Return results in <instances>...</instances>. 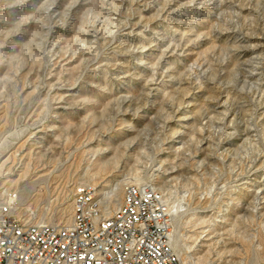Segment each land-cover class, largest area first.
I'll return each mask as SVG.
<instances>
[{
  "label": "rangeland",
  "instance_id": "obj_1",
  "mask_svg": "<svg viewBox=\"0 0 264 264\" xmlns=\"http://www.w3.org/2000/svg\"><path fill=\"white\" fill-rule=\"evenodd\" d=\"M135 175L182 264H264V0H0V200L68 224Z\"/></svg>",
  "mask_w": 264,
  "mask_h": 264
},
{
  "label": "built area",
  "instance_id": "obj_2",
  "mask_svg": "<svg viewBox=\"0 0 264 264\" xmlns=\"http://www.w3.org/2000/svg\"><path fill=\"white\" fill-rule=\"evenodd\" d=\"M73 196L70 223L37 224L16 214L18 197L9 191L0 200V264H182L168 203L153 184L127 185L108 216L93 186L80 185Z\"/></svg>",
  "mask_w": 264,
  "mask_h": 264
},
{
  "label": "bare ground",
  "instance_id": "obj_3",
  "mask_svg": "<svg viewBox=\"0 0 264 264\" xmlns=\"http://www.w3.org/2000/svg\"><path fill=\"white\" fill-rule=\"evenodd\" d=\"M134 179H135V182L138 185L147 184V183H144V179L140 175H135ZM139 183H142V184H139ZM153 185H154L155 195H157L158 197H165V195L162 192V191H164V187L163 186L157 187L155 184H153ZM24 190L26 192V189H24ZM119 191H120V185L118 183L117 184H113L111 186V188L109 190V197H108L109 198V202H113L116 197H119ZM126 193H127V186H125V188H124V196H123V198L126 197ZM95 200H96V197H95ZM117 200L119 201V198ZM165 201L168 202L166 197H165ZM115 202H116V200H115ZM114 204L116 205V207H118L119 202L118 203H114ZM168 206H169V212H170L174 208V206L173 205L170 206V203H168ZM171 244H172V246L175 249H177L179 247V240L177 238H175V236L173 234H171Z\"/></svg>",
  "mask_w": 264,
  "mask_h": 264
}]
</instances>
